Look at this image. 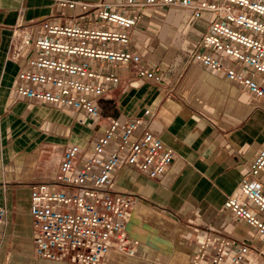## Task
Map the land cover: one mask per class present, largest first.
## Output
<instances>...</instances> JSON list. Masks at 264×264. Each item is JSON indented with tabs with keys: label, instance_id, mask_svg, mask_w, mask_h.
<instances>
[{
	"label": "crops",
	"instance_id": "1",
	"mask_svg": "<svg viewBox=\"0 0 264 264\" xmlns=\"http://www.w3.org/2000/svg\"><path fill=\"white\" fill-rule=\"evenodd\" d=\"M57 1L0 0V208L9 215L0 239V264H71L34 257L31 189L54 179L69 146L80 147V168L112 121L124 124L136 118L143 124L149 121L151 131L175 158L158 178L128 167L117 173L114 190L137 198L126 234L138 241V248L134 257L112 252L106 264H192L207 231L216 242L227 237L264 254V237L257 227L224 207L247 179L264 144V100L191 60L193 53L206 52L240 74H251L246 64L203 44L215 13L203 12L196 18L194 9L144 8L128 50L161 79H142L130 67L107 65L121 83L98 101L102 117L97 120L61 105L25 100L15 92L20 70L33 54L29 50L19 59L11 57L19 13L31 24L43 20L69 24L71 12ZM42 34L37 27L34 38ZM94 169L99 171L100 164ZM248 179L264 194V170L258 179ZM248 206L264 223V212L251 202ZM258 263L264 264V255Z\"/></svg>",
	"mask_w": 264,
	"mask_h": 264
},
{
	"label": "built area",
	"instance_id": "2",
	"mask_svg": "<svg viewBox=\"0 0 264 264\" xmlns=\"http://www.w3.org/2000/svg\"><path fill=\"white\" fill-rule=\"evenodd\" d=\"M71 12L69 24L43 20L27 23L19 13L12 38V59L25 52L33 54L20 70L15 92L25 100L64 106L101 119L98 101L111 86L120 84L110 65L131 68L139 78L159 82L154 69L143 67L141 57L128 50L132 31L144 8L158 5L194 9L216 17L202 42L210 50L246 64L249 76L227 67L210 53L195 52L191 60L223 73L230 81L264 100V0H126L88 2L58 0ZM82 24V25H81ZM39 27L42 37L34 38ZM96 65V66H95ZM259 76L263 79L258 80ZM146 115L152 117L150 110ZM115 144V149L110 147ZM80 147L69 146L58 172L48 184L35 185L30 192L34 257L39 260L71 264H106L110 253L136 256L138 241L126 234L137 198L114 190V180L123 167L158 178L167 173L175 152L136 118L120 124L112 121L93 145L90 158L78 167ZM106 155L103 162L101 157ZM100 164V170L94 167ZM264 170V144L256 156L247 179L224 207L234 216L257 227L264 237V223L250 211L249 202L264 212V194L249 178L258 179ZM245 197V198H244ZM0 208V239L8 218ZM192 264H259L263 252L223 237L215 241L207 231ZM235 246L236 251L229 250Z\"/></svg>",
	"mask_w": 264,
	"mask_h": 264
}]
</instances>
